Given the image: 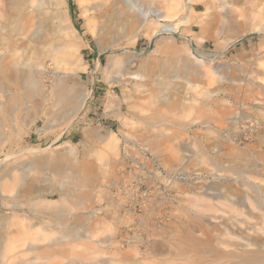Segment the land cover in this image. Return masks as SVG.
I'll return each instance as SVG.
<instances>
[{
    "label": "rangeland",
    "instance_id": "obj_1",
    "mask_svg": "<svg viewBox=\"0 0 264 264\" xmlns=\"http://www.w3.org/2000/svg\"><path fill=\"white\" fill-rule=\"evenodd\" d=\"M4 1L0 80L18 100L0 91V176L13 168L0 179V231L21 257L6 264H250L241 249L264 252V14L230 4L211 26L187 0H118L100 14V0ZM26 72L36 107L19 87ZM65 78L91 90L73 119L53 105ZM39 160L81 167L87 181L49 200L79 236L32 212L42 193L29 184L53 173Z\"/></svg>",
    "mask_w": 264,
    "mask_h": 264
},
{
    "label": "bare ground",
    "instance_id": "obj_2",
    "mask_svg": "<svg viewBox=\"0 0 264 264\" xmlns=\"http://www.w3.org/2000/svg\"><path fill=\"white\" fill-rule=\"evenodd\" d=\"M10 1L11 0H5L3 3H4V5H9ZM15 1L17 2L18 0H15ZM23 1L24 2L28 1V3L31 2V0H23ZM134 1L136 3V0H134ZM187 1H188V3H190L192 5V7L197 8V6L201 5V4L204 6L205 11H206V17L209 20V24L211 26L216 23V20L218 19V17L227 16L229 14V12L231 11V9H229L230 4L233 5V7H237V6L241 5L242 3H248L250 6L249 9L251 11L256 12L257 14L259 13V15L264 14V0H187ZM118 3H119L118 0H100L99 3H97V2L94 3L93 7L95 8V11L98 14H100L101 9L100 8L98 9V7L101 6V8L105 12H110V11H114V9H115L116 5H118ZM143 15L144 16H155V17H167V15L162 12V8L161 9L149 8L146 11H144ZM193 17H194L193 14L189 15L190 19H192ZM199 23H200V21L195 22L196 25H199ZM163 28H164V30H168L167 27H165V26ZM258 30L264 32V22L259 24ZM192 31H194V30L192 29ZM194 32H195V35H197V36H205L207 34L206 28L202 27V25L200 26L199 31H194ZM10 76L14 77L15 72L11 71ZM19 79H20L19 80L20 81L19 87L23 90V92L25 94V98H28V100H29V98L34 96L33 105L38 106L39 100L36 101V99L40 96V94H38L39 89H38V86L35 84L34 76L32 74L26 72L23 75H21ZM5 89H6V87L1 83V80H0V91L4 95H7V100L11 102L10 105L12 108H14L17 105L18 98L16 96L10 95L11 91L5 90ZM81 94H82V96H81ZM90 94H91V90H88L85 93H83L81 91L80 82L78 79H77V82L75 81V83H72L69 79L65 78V79H63V82L59 85V88L54 93L53 105L59 106L61 111L65 115H69V118L73 119L80 114V112L82 111L83 106L87 102V99H88ZM111 103H113V102L111 101L109 103V105ZM26 118H27L26 122L28 123L29 117L26 116ZM0 126H1V120H0ZM109 135L110 134H108L107 138H109ZM25 151H28V152L38 151L39 152V151H44V149H41V148L38 149V148L30 147V148L26 149ZM13 154H15V153H13ZM70 154H73V150H71L69 152V155ZM5 156H4V158H5ZM11 156H12V154H11ZM74 162L75 161L62 162L60 160H57L52 165H47L46 160H41V161L39 160L36 163V165L38 167L48 168V169L52 170L53 173L52 172H51L52 174L49 173L48 176H45L40 180L37 178L32 180L31 183L29 184V187H28L29 189L27 191L29 194H31V193H34V194L42 193L36 197L39 199V201L35 200V201L30 203V208H31L32 212L36 216L39 215L40 218L50 217V214H51L52 219H54L56 221V223L60 226L59 231L65 232V236H69V237H76L79 235L76 231L68 230V227L62 225L63 221L66 220L67 215L61 210H56V212H52L51 211L52 205L50 204L49 200L52 199L53 197L57 196L54 203L60 204L64 200V198L67 196V193L70 192L72 190V188L74 189V186L79 185L81 183L84 184L87 181V179L81 175L82 174L81 167ZM0 164H1V162H0ZM44 165H46V167H44ZM12 169L13 168H9V167L7 169H4L3 177L5 179H8V180L13 179V170ZM3 177L0 176V179ZM21 177H22V183H23L25 181V177L24 176H21ZM69 186H72V188H70ZM3 192L4 191H2L0 193V196L4 195ZM23 192L26 193L24 190H23ZM83 195H84L83 193H79V192L77 193L76 198H75V203L77 205H81L83 203ZM40 200H43L45 203L41 202ZM262 201H263V199H262ZM253 219H255V218H253ZM8 222H9V217L6 214H0V229H4L5 226L8 224ZM184 237H185V235H184ZM58 240L59 239L56 237L50 238V240L46 243V245H51L53 243H57ZM14 242H15V240L13 239L12 236H9L8 234H5V233L0 231V264H6L7 260L12 261V260H15V258L20 257L19 255H16V252L14 253V251H15V243ZM38 248H39L38 244L34 243L32 240H30L28 242V250L29 251L37 250ZM221 254H223V253H221ZM47 256L48 255H35L33 257V259L30 261H31V263L34 264L35 259H43V258H46ZM239 256H240V258L246 259L247 261H249L250 264H264V252H262V251L253 250V249H250V250L241 249V251L239 252ZM80 263L81 264H89V262L85 263V262H82L81 260L77 264H80ZM71 264H76V263H71Z\"/></svg>",
    "mask_w": 264,
    "mask_h": 264
},
{
    "label": "crops",
    "instance_id": "obj_3",
    "mask_svg": "<svg viewBox=\"0 0 264 264\" xmlns=\"http://www.w3.org/2000/svg\"><path fill=\"white\" fill-rule=\"evenodd\" d=\"M37 100H39V102H41L43 99H42V97L40 96V97H38V98L36 99V101H37ZM32 106L34 107V105H32ZM35 107H36V106H35ZM26 116H27V115H26ZM26 116H25L24 120H25V123H26V124L29 126V125H31V123H32V121H33V120L31 121V119L29 118V122L27 123V122H26V119H27V118H26ZM27 117H29V115H28ZM59 118H60V117H58V119H57V120L55 119V120H54V122H56V123H58V122H59V123H60V119H59ZM45 123H46V125H45V126H47V125L49 126V125H51V124H52V123H51V124H49L48 120H47V121H45ZM107 134H108V132H107ZM109 134H111V132H109Z\"/></svg>",
    "mask_w": 264,
    "mask_h": 264
}]
</instances>
